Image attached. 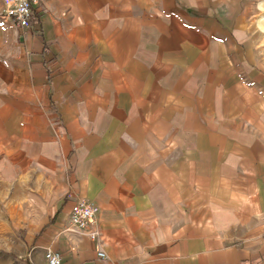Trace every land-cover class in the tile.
<instances>
[{"label":"crops","instance_id":"crops-1","mask_svg":"<svg viewBox=\"0 0 264 264\" xmlns=\"http://www.w3.org/2000/svg\"><path fill=\"white\" fill-rule=\"evenodd\" d=\"M4 9L14 260L264 264V73L238 0H38L24 29ZM83 199L96 240L70 220Z\"/></svg>","mask_w":264,"mask_h":264},{"label":"rangeland","instance_id":"rangeland-1","mask_svg":"<svg viewBox=\"0 0 264 264\" xmlns=\"http://www.w3.org/2000/svg\"><path fill=\"white\" fill-rule=\"evenodd\" d=\"M227 1L230 2V0ZM260 1L262 0H238V20L227 23L240 28L242 32H248V36L243 38L244 43L254 48L255 67L264 73V32L256 26L257 19L263 12L259 8ZM223 4V8H226ZM9 201L6 196L0 195V264H26L23 258L14 260L9 255L13 253L8 240L16 239V237L23 238L26 234V230L14 225L16 218L15 214L9 211V204H11Z\"/></svg>","mask_w":264,"mask_h":264},{"label":"built area","instance_id":"built-area-1","mask_svg":"<svg viewBox=\"0 0 264 264\" xmlns=\"http://www.w3.org/2000/svg\"><path fill=\"white\" fill-rule=\"evenodd\" d=\"M37 2L38 0H4V13L12 18L17 28H28L31 26L33 7ZM97 211L98 207L94 203L83 199L73 205L70 213L72 225L83 231H88L93 240L100 236L97 230L91 228ZM98 255L105 257L103 251H99ZM45 260L46 264H64L61 253L51 247L45 250Z\"/></svg>","mask_w":264,"mask_h":264},{"label":"bare ground","instance_id":"bare-ground-1","mask_svg":"<svg viewBox=\"0 0 264 264\" xmlns=\"http://www.w3.org/2000/svg\"><path fill=\"white\" fill-rule=\"evenodd\" d=\"M259 8L263 11L257 19L256 26L260 31L264 32V0L260 1Z\"/></svg>","mask_w":264,"mask_h":264}]
</instances>
